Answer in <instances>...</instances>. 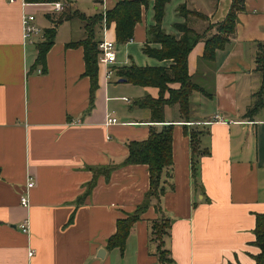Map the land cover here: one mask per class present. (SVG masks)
Segmentation results:
<instances>
[{"label":"crops","instance_id":"1","mask_svg":"<svg viewBox=\"0 0 264 264\" xmlns=\"http://www.w3.org/2000/svg\"><path fill=\"white\" fill-rule=\"evenodd\" d=\"M56 1L90 16L118 0ZM232 1L166 3V32L180 36L175 23L186 21L205 33L188 56L189 71L203 90L192 93L188 116L178 103L166 104L159 122L137 100L158 97L160 88L134 83L119 72L134 63L171 62L143 50L148 26L155 22L153 2L125 42L116 41L114 22L95 25L98 39L116 41L117 58L110 64V79L108 65L99 62L98 84L92 89L84 47L70 43L86 36L84 18L75 14L57 24L46 70H31L36 41L43 35L35 43L26 42L22 15L34 12L43 29L53 26L46 14L54 1L0 0V264H160L157 244L150 239L152 221L160 216L155 201L134 223L123 249L109 247L108 239L118 219L134 212L150 188L148 164L122 163L127 141L146 138L152 126L163 123L174 124V162L162 198L172 217L164 245L173 259L167 264H255L260 251L254 242L256 213H264V106L253 117L244 113L262 81L255 56L257 41H264V0H244L230 41L214 59L204 57L205 39L218 31ZM182 5L204 16H185ZM194 129L200 131V147L207 149L199 157L197 183L192 172ZM29 176L34 185L24 205L20 195ZM25 220L28 232L20 226Z\"/></svg>","mask_w":264,"mask_h":264},{"label":"trees","instance_id":"2","mask_svg":"<svg viewBox=\"0 0 264 264\" xmlns=\"http://www.w3.org/2000/svg\"><path fill=\"white\" fill-rule=\"evenodd\" d=\"M30 2H51L56 0H26ZM169 0H118L116 4L105 12H98L94 15H86L75 10L64 8L61 12L48 11L47 16L54 25L44 29L43 38L36 41L38 53L31 70L40 66L42 71L46 70V55L53 44L56 36V26L65 19H70L75 14H79L86 20V36L78 41L84 47L85 74L92 80V89L98 84L99 71V48L100 39L96 37L95 25H109L115 23L116 41L125 42L134 36L136 24L142 20L144 8L153 2L155 11V22L148 26V38L144 45V52L160 60H170L169 65L159 66H139L132 64L119 68L122 76L128 80L142 84L155 85L160 88L158 97L145 95L137 100L141 106L151 109L153 121H164V109L166 104L178 103L183 115L188 116L191 110V95L195 90H203L202 86L193 80L189 71L188 56L196 43L204 37L205 33H200L190 27L186 21L176 22L175 27L182 31L180 36L175 33L166 32L162 26L165 14L166 3ZM244 0H233L226 17L217 23L218 31L205 39L204 57L214 59L219 48H223L230 41L235 32L238 11L243 8ZM180 12L187 16L189 12L204 16L196 10L186 9L185 5L180 7ZM256 70L261 73V85L256 92V100L251 104L245 116L253 117L257 110L264 106V41H257L256 50ZM171 82H179V87H171ZM169 92V96H165ZM173 123H163L161 126H152L148 137L143 139H131L127 141L128 154L123 164L146 163L150 172V188L141 204L136 210L126 217H121L117 222V230L108 239V246H119L124 248L126 238L130 233L134 223L140 218L142 212L155 201L160 212L159 218L152 221L150 239L156 242L157 254L160 264H167L172 261L171 251L165 244V238L170 234L172 217L164 210L162 198L167 190L166 175H171L173 167ZM192 146V172L196 180L199 173V157L207 152V149L199 145V130H191ZM95 180L89 184V189L94 185ZM198 181L196 180V183ZM170 187L172 186L169 183ZM255 243L260 247V251L255 255V264H264V213H256Z\"/></svg>","mask_w":264,"mask_h":264},{"label":"built area","instance_id":"3","mask_svg":"<svg viewBox=\"0 0 264 264\" xmlns=\"http://www.w3.org/2000/svg\"><path fill=\"white\" fill-rule=\"evenodd\" d=\"M14 1V0H12ZM24 1V0H23ZM53 7L51 8V12L59 13L65 8V3L62 1H54ZM22 24H23V36L26 42L35 43L36 37L38 35L44 34V29L37 23L36 15L34 12L24 11L22 15ZM99 48V62L105 65H108L106 70V77L110 79L113 75V69L110 64L113 63L117 58V49H116V41L114 39H110L108 37H103L100 39L98 43ZM218 119H221L219 114L216 115ZM116 117H109V121H116ZM34 185V178L29 176L27 181L26 189L21 193L20 198L24 205L29 204V195L28 188ZM21 228L23 231H29L28 221L25 220L21 223ZM34 253V249L29 250V254L32 255Z\"/></svg>","mask_w":264,"mask_h":264},{"label":"rangeland","instance_id":"4","mask_svg":"<svg viewBox=\"0 0 264 264\" xmlns=\"http://www.w3.org/2000/svg\"><path fill=\"white\" fill-rule=\"evenodd\" d=\"M44 18L45 20H47L46 18H45V16H43V15H39V18Z\"/></svg>","mask_w":264,"mask_h":264}]
</instances>
